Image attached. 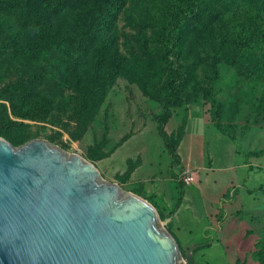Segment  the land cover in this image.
<instances>
[{
  "label": "rangeland",
  "instance_id": "1",
  "mask_svg": "<svg viewBox=\"0 0 264 264\" xmlns=\"http://www.w3.org/2000/svg\"><path fill=\"white\" fill-rule=\"evenodd\" d=\"M263 5L127 0L104 51L88 45L76 60L68 53L86 29L81 10L47 20L52 32L39 37L16 21L33 4L14 5L0 19V90L25 82L54 101L46 116L21 119L0 99L9 119L0 132L19 142L0 138L79 156L101 180L146 200L183 264H264V155H252L264 150V39L255 32ZM60 23L76 41L56 38ZM181 72L190 79L177 81L172 107L168 83Z\"/></svg>",
  "mask_w": 264,
  "mask_h": 264
},
{
  "label": "water",
  "instance_id": "2",
  "mask_svg": "<svg viewBox=\"0 0 264 264\" xmlns=\"http://www.w3.org/2000/svg\"><path fill=\"white\" fill-rule=\"evenodd\" d=\"M160 225L79 156L0 138V264H183Z\"/></svg>",
  "mask_w": 264,
  "mask_h": 264
},
{
  "label": "trees",
  "instance_id": "3",
  "mask_svg": "<svg viewBox=\"0 0 264 264\" xmlns=\"http://www.w3.org/2000/svg\"><path fill=\"white\" fill-rule=\"evenodd\" d=\"M30 2L33 4L32 12L25 16H19L16 21L20 22L22 29L26 26L35 31L39 37H43L44 31L46 34L52 32L51 21L53 17L60 16L61 12L65 9H72L75 11H82L86 17V29L79 36V42L74 46L73 50L68 53L72 60H76L79 55L88 47V45L97 44L100 51H104L102 46L103 41L108 33L113 31L114 23L119 12L125 7L127 0H0V19L1 15H5L7 9L12 8L14 5L24 4ZM44 5V12L37 11V5ZM264 10V5H263ZM48 23V24H47ZM66 25L60 23L56 26V38L64 41H76L77 36L73 34V38L65 36L63 27ZM46 27V29H45ZM170 26H165L162 29L163 35L168 39L172 35ZM167 31V32H166ZM256 34L264 39V28L258 24L255 30ZM53 34L52 38L55 36ZM24 44V42H23ZM14 51L21 48L19 39H12L9 46ZM0 48V56L2 53ZM4 52V50H3ZM190 75L186 72H181L176 78H172L168 83L169 94L166 96L167 104L172 107H179L180 100L177 89L178 80H188ZM100 90H104V85L99 86ZM6 99L10 113L12 116L21 119H34V113L39 115V118L46 116L53 103V97L50 99L41 98V92L36 87L28 86L25 82L10 83L0 90V99ZM99 101H102L100 96ZM9 121L4 112H0V128L2 122ZM9 124V122H8ZM0 136L6 138L12 143L19 142V138H11L9 133H1ZM255 157L264 155V150L252 154ZM179 246V245H178Z\"/></svg>",
  "mask_w": 264,
  "mask_h": 264
},
{
  "label": "built area",
  "instance_id": "4",
  "mask_svg": "<svg viewBox=\"0 0 264 264\" xmlns=\"http://www.w3.org/2000/svg\"><path fill=\"white\" fill-rule=\"evenodd\" d=\"M191 179H192L191 176H186V177L184 178V181L189 182V181H191Z\"/></svg>",
  "mask_w": 264,
  "mask_h": 264
}]
</instances>
